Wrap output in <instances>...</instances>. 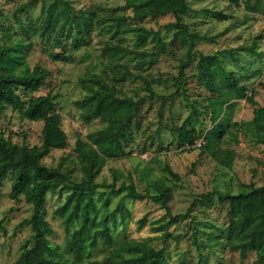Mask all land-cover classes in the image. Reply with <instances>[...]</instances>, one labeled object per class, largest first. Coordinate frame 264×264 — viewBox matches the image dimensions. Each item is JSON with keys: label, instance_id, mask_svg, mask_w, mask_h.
I'll return each instance as SVG.
<instances>
[{"label": "rangeland", "instance_id": "1", "mask_svg": "<svg viewBox=\"0 0 264 264\" xmlns=\"http://www.w3.org/2000/svg\"><path fill=\"white\" fill-rule=\"evenodd\" d=\"M68 1V8L77 14L88 11L91 20L84 42L77 49L70 39L65 45L55 44L41 30L46 9L58 10L65 2L0 0V46L19 42L18 48L29 68L39 64L49 71L38 90L25 94L22 89L18 91L23 97L48 91L58 93L57 111L67 143L51 148L40 161L48 167L60 166L73 180L83 175L75 151L76 138L87 141V134L103 127L105 122L99 118L85 120L75 101L88 92L79 78L98 73L116 95L136 100L139 111L131 121L130 134L123 140L124 152L109 158L96 174V180L114 181L116 187L122 182L132 183L138 190L150 193H159L167 185L172 192L167 209L148 198H132L127 189L97 187L93 198L99 212L118 202L130 211V216L123 220L117 215L115 221H108L112 235L117 240L129 237L163 248L165 264H178L181 260L184 264H264L254 251L242 255L240 250L227 246L228 202L220 200L216 193L202 198L213 190L237 192L264 183V145L244 126L234 124L250 119L255 105L245 98H231L230 110L219 115L224 130L219 132L212 148H204L207 141L203 133L212 126L208 105L211 93L193 76L200 53H217L225 71L245 84L248 93L253 91L258 105H264V7L252 9L246 5V1L254 0H187L189 10L182 14L181 22L188 25L189 33L201 36L195 39L188 55L190 38L173 24L175 16L171 13L135 21L127 16L132 14V8L125 6L126 0ZM120 15L126 19L116 18ZM128 24L150 29L143 45H137L133 32L125 30ZM156 37L162 41L163 50L153 57L151 52L158 45ZM106 45L123 48L104 52ZM137 51L143 52L141 60H137ZM181 62L187 78L183 87L178 88ZM217 80L223 84L221 77ZM186 116V127L195 126L198 139L192 145H178L173 129ZM42 125V120H31L10 105H5L0 115V134L16 143L39 144ZM199 141L203 146L198 145ZM229 154L231 164L227 165L223 158L230 157ZM166 164L177 173V178L164 170ZM10 187L11 174L7 173L0 179V264H14L32 234L28 222L32 205L22 194L11 198ZM70 190L68 182H61L46 192L45 217L53 229L48 238L60 245L66 232L54 210ZM188 208L189 214L165 226L171 232L165 236L160 225L170 215ZM140 218L144 219L142 224ZM108 252V248L98 245L92 249L91 257L80 264H101L99 261Z\"/></svg>", "mask_w": 264, "mask_h": 264}, {"label": "trees", "instance_id": "2", "mask_svg": "<svg viewBox=\"0 0 264 264\" xmlns=\"http://www.w3.org/2000/svg\"><path fill=\"white\" fill-rule=\"evenodd\" d=\"M56 1L65 2L66 5H62L58 10H51L48 7L41 23V30L46 32L55 44L65 45L66 40L70 39L73 48L77 49L89 31L91 20L88 18V11L83 10L77 14L68 8V0ZM246 5L258 9L259 6L264 7V0H254L253 3L246 1ZM125 6L132 8V14L127 16L135 21L168 13L174 15L173 24L186 32L190 38L188 55L195 39L201 38L200 35L189 33L188 25L181 22L182 14L189 10L187 0H126ZM116 18L125 20L126 16L120 15ZM125 30L133 32L137 45H143L150 33V29L141 24H128ZM156 38L158 45L156 50L151 52L153 57H157L163 50L162 41ZM18 43L0 46V115L4 106L10 105L13 110L31 120H42L43 125L42 140L39 144L16 143L0 134V179L10 173L9 196L16 198L22 194L32 205L28 217L32 229L31 240L24 243L14 264H80L91 257L92 249L98 245L108 248L109 251L99 261L101 264H165L166 253L163 248H156L148 241L129 237L117 240L112 235L108 221H115L117 215L121 220L130 216V211L123 202L99 212L93 198V191L99 186L109 187L115 191L127 189V194L132 198H148L169 208L168 201L172 192L167 185H163L159 193H150L138 190L132 183L126 185L122 182L116 187L114 181L108 183L105 180H96V174L107 160L124 152L123 140L130 134L131 121L139 111L138 102L129 96L116 95L98 73H88L79 78V82L88 89L83 97L75 101L82 109V117L85 120L99 118L105 125L89 132L87 141L80 136L76 138L75 151L84 172L79 180H73L60 166L48 167L40 161L51 148L64 147L67 135L60 125L56 99L58 93L48 91L23 97L18 91L22 89L25 94L38 90L49 74V71L39 64L29 68L18 48ZM121 48L123 47L120 45H106L102 51ZM248 49L252 50V47ZM141 54L142 51H137V60H141ZM183 65L181 62L179 66L178 88L183 87L187 78ZM193 76L199 85L211 93L208 105L212 126L203 133L207 141L204 148L211 147L219 132L224 130V122L219 115L230 110L232 106L230 100L233 97L245 98L255 105L250 119L235 121L234 124L244 126L256 141L264 145V105H258L253 97V91L248 93L245 84L239 83L236 77L225 71L217 53H200L197 71ZM218 77H221L223 84L218 82ZM147 88L151 95L155 94L149 85ZM188 120L189 116H186L184 122L173 129L178 145H192L198 139L199 131L195 126L186 127ZM196 122L201 123L197 119ZM223 162L230 165L231 155L223 158ZM164 170L172 177H178L169 165H164ZM61 182H68L71 188L64 201L54 210L61 217L65 228L63 245L53 243L48 238L53 229L45 217L44 206L46 192ZM214 193L220 200L228 202L227 246L240 250L242 255L248 250L254 251L256 257L264 262V183L237 192L223 193L213 190L204 194L202 198L208 199ZM189 209L170 215L166 223L160 225L159 228L164 230L165 236L171 235L165 226L189 214ZM138 221L142 224L144 219L140 218ZM178 264L184 263L181 260Z\"/></svg>", "mask_w": 264, "mask_h": 264}, {"label": "built area", "instance_id": "3", "mask_svg": "<svg viewBox=\"0 0 264 264\" xmlns=\"http://www.w3.org/2000/svg\"><path fill=\"white\" fill-rule=\"evenodd\" d=\"M201 142H202V141H199V142H198V145H200V144H201Z\"/></svg>", "mask_w": 264, "mask_h": 264}]
</instances>
